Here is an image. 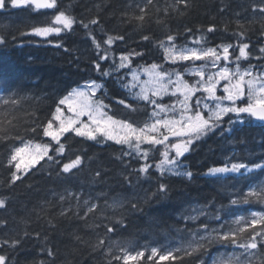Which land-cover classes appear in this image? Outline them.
Instances as JSON below:
<instances>
[{"label": "trees", "instance_id": "16d2710c", "mask_svg": "<svg viewBox=\"0 0 264 264\" xmlns=\"http://www.w3.org/2000/svg\"><path fill=\"white\" fill-rule=\"evenodd\" d=\"M55 3L53 9H36L34 5L0 9V36L6 41L0 44V80L15 90L14 99L18 100L15 105H0V114L7 113L0 115L5 121L6 135L49 143L50 138L43 136L42 128H37L35 133L30 129L46 124L57 101L88 80L103 82L106 94L98 92L97 98H103L109 105V114L121 119L131 116L138 124L148 119L150 104L141 102L142 111L131 114L117 103L128 97L127 90L117 82L118 76H125L126 69L105 78L95 72L93 61L97 60V54L91 36L100 42L107 36L123 37L115 40L111 52L117 57V63L121 53H143L132 58L135 68L155 63L165 72L185 73L189 67L204 62L167 61L158 42L167 41L169 35L175 37L174 43L178 45L247 43L250 56L240 64L264 67V59H258L261 55L257 54L264 48V12L259 10L264 7V0H186V6L180 0H56ZM60 11L76 21L71 30L52 33L46 38L29 34L33 27L50 26ZM141 15L143 21L138 19ZM92 20L98 23L91 24ZM82 24H88V29ZM209 26H214L215 31L207 32ZM239 33L244 36L239 37ZM145 36L149 39H142ZM201 37L205 39L200 40ZM231 50V60H234L239 49ZM110 65L111 61L102 64L104 68ZM186 78L192 79L188 75ZM158 101L171 105L177 97L167 95ZM126 102L133 103L131 99ZM229 118L235 117L226 116L224 128L228 127ZM65 137L61 140L65 144L62 156L50 150L52 161L45 158L15 183L10 182L15 168L8 165V158L11 148L20 142L0 140V199L6 201L0 207V221L4 222L0 225V240L20 241L15 248L0 247V255H6L9 264H122L113 259L120 255L119 247L129 252L144 250L145 257L136 264H152L147 260L150 249L158 248L164 254L181 247L189 239L186 229L204 223L209 229L219 227L220 223L227 228L236 217L250 222L252 213L264 212V202L254 198L247 203H230L233 199L242 200L251 187L264 184V171L257 169L239 179L234 178L235 174L219 179L205 175L209 168L224 163L264 162L262 122H246L242 127L236 126L231 135L221 136L217 131L196 141L191 151L181 158L193 173L191 180L160 177L154 168L147 176L139 174L137 179L138 174L132 170L139 168L142 161L134 156L118 159L128 151L126 146L103 138L91 141L74 133H66ZM76 155L83 159L79 170L70 176L60 173L62 164ZM152 155L155 159L149 163L160 158L158 153ZM125 177L131 180V185ZM161 183L168 186L165 193L157 191ZM113 198L129 200L140 210L133 211L130 204L116 211L106 208L105 201L111 204ZM85 200L98 204L99 210L85 217ZM201 207L207 217L202 216L195 223L183 219ZM65 210H68L66 214L61 215ZM216 215L222 217L220 222L215 220ZM121 217L123 225L105 238V225L113 223L109 218ZM256 227L259 229L261 225ZM101 238L105 239L104 245L96 247ZM116 241L119 245L112 243ZM219 245L213 243L202 253L185 257L183 264H201V261L211 264L214 254L220 252ZM109 248L111 254H108ZM230 248L238 249L227 247ZM47 249L54 255L49 256ZM262 253L264 249L257 256ZM153 259L157 264H175L159 261L158 257Z\"/></svg>", "mask_w": 264, "mask_h": 264}, {"label": "snow or ice", "instance_id": "6c2138e0", "mask_svg": "<svg viewBox=\"0 0 264 264\" xmlns=\"http://www.w3.org/2000/svg\"><path fill=\"white\" fill-rule=\"evenodd\" d=\"M180 2L185 3L186 6V0H180ZM33 5L36 9H53L56 7L55 0H0V9L9 6L16 8ZM259 10L264 12V7H260ZM141 11L143 12V9ZM138 19L143 21L144 16L141 15ZM75 22L73 17L66 15L64 11H60L53 20L55 26L33 27L29 34L46 38L52 33L59 34L63 30H71ZM90 23L97 24L98 21L92 20ZM82 26L85 29L89 27L88 24H82ZM214 31V26H209L207 29V32L210 33ZM89 35L91 36V33ZM237 35L241 38L244 36L243 33ZM91 39L97 54V60L93 61V68L101 78L110 77L122 69L127 70L124 77H117V82L121 83V86L127 90L128 97L126 99H131L133 103H127L126 99H120L117 103L131 114L142 111L139 107L141 102L152 105L153 109L148 119L142 124H138L131 119V116L128 119H118L109 115V105L104 103L103 98H97L98 92L106 94L103 82H98V80H88L83 85L73 88L57 101L52 118L46 124L37 125L36 128L30 129L31 132L35 133L37 128H42L43 136L50 137V142L47 144H36L34 141L24 140L21 136L6 135L5 121L0 119V140L15 139L20 142V146L11 148L8 158V165L16 170L11 173V183H15L21 178L17 173L28 172L41 160L46 158L48 161H52L53 156L49 155L50 150H53L56 156H62L65 153V144L61 142V138L65 137L66 133H74L78 137L91 141L103 138L106 141L110 140L126 146L128 151L123 152L118 159L123 156H134L142 161L139 168L132 170L138 174L137 179L139 174L147 176L150 170L154 168L160 177L176 176L191 180L193 173L187 170V166L181 158L191 151L192 145L196 141L217 131L220 132L221 136L225 133L231 135L236 126L242 127L246 122L259 121L264 123V71L256 72L252 65L243 70L240 67L241 60H247L250 56L247 43L222 44L209 48L203 46L199 48L181 47L177 50L174 44L175 37L172 35L167 36V41L173 42L171 47H164V41L158 42L159 46L164 48L165 59L171 60L172 63L177 61H191L193 64L196 61L206 62L200 68L193 67L190 70H185L198 78L189 84L183 79L180 72H165L161 70L160 65L155 63L144 67L142 70L134 69L132 58L142 56L143 53H121L117 63V57L111 52V45L117 39L123 40V37L107 36L103 42L97 41L95 36H91ZM142 39L148 40L149 37L145 36ZM204 39V37L200 38V40ZM5 42V38L0 36V44ZM58 46L62 47V45ZM236 48L239 49V55L234 60H230L231 53L229 50ZM259 51L261 56L258 59H264V48L259 49ZM109 61H111L110 67L104 68L102 64ZM209 61L213 68H217L221 61L226 63L223 67H218V71L215 73L206 75L205 67ZM229 63L235 64V70L229 67ZM141 74L145 75L147 79L141 80ZM173 76H175V80L172 79ZM126 77H130V79L125 83ZM221 81H225L223 85L224 95L218 96L216 94L217 86ZM137 88L139 91H135ZM169 93L171 96L177 97L175 103L165 105L158 101V97ZM197 93H200L203 101L198 97L194 103H191ZM15 96V90L0 80V105L17 104L18 100L14 99ZM62 106H66L67 115H65V108ZM229 114L235 118H229L228 127L224 128V118ZM0 115L6 116L7 113ZM82 117L87 119H82ZM7 123L10 124L11 121ZM26 153L28 154L27 160L24 156ZM153 153H158L160 158L154 163H149L150 159H155ZM55 162L60 163L59 160ZM82 164V157L76 155L75 158L62 164L60 173L70 176L74 171L79 170ZM257 169L264 171V162L251 166L245 163H224L222 166L209 168L205 175L219 179L235 174L234 178L239 179ZM96 175L99 176L100 173L97 172ZM125 180L131 185V180L128 177H125ZM167 187L166 184L161 183L157 191L165 193ZM253 198L264 202V184L251 187L243 195L242 200L233 199L230 203L233 205L240 202L247 203ZM63 199L64 197L61 196V200ZM5 203L4 199H0V207L5 206ZM126 204H130L133 211L140 210L137 204H131L129 200L124 198H113L111 204L105 201V207L113 211L123 209ZM84 205L87 206L85 217L94 214L100 208L98 204L90 203L89 200H85ZM66 211L68 210L62 211L60 214L65 215ZM192 211L194 214L183 216L185 221L195 223L202 216L207 217L208 215L203 207ZM83 218L81 217V219ZM109 219H112L113 223L105 225V238L108 233H114L116 227L123 225L124 222L123 217ZM215 220L220 222L222 217L216 215ZM3 223L0 221V225ZM258 224L261 225L259 229L256 227ZM91 226L95 227V225ZM186 231L189 239L184 241L181 247L170 249L164 254H160V250L153 247L150 249L147 260L152 261V264H157L153 258L158 256L159 261L183 264L185 257L202 253L215 243L239 248L242 251L225 252L218 256L213 264H264V253L257 256V252L264 249V212L252 213L250 222L244 217H236L227 228L224 223H220L219 227L209 229L208 224L204 223L197 228L186 229ZM201 232L204 235H200ZM36 236L38 237L39 234L37 233ZM246 236L247 238H245ZM76 239H80V237H76ZM104 242V238L98 239L96 247H102ZM19 243L18 240H0V247L6 245L15 248ZM112 243L119 245V241ZM111 251L109 248L108 254H111ZM119 252L120 255L114 256L113 259L122 261V264H129V261H136L145 257L144 251L132 255L124 247H119ZM47 254L49 256L54 255L51 249H47ZM0 264H9L6 255H0Z\"/></svg>", "mask_w": 264, "mask_h": 264}, {"label": "rangeland", "instance_id": "374dc122", "mask_svg": "<svg viewBox=\"0 0 264 264\" xmlns=\"http://www.w3.org/2000/svg\"><path fill=\"white\" fill-rule=\"evenodd\" d=\"M50 26H55V25H53V23L50 25ZM171 45L172 44H170V43H164V47H171ZM181 47H188V48H192V47H197V48H199V47H201V46H198V45H190V46H188V45H181V46H176V49L177 50H179ZM204 48H209V47H205V46H203ZM163 50H164V48H163ZM169 61H171V60H169ZM118 62H119V59H118ZM150 66V65H149ZM224 66V64L222 65H219L218 67H223ZM201 66H196V68H200ZM218 67L217 68H213L212 67V69L211 70H206V67H205V72H206V75L207 74H210V73H215L216 71H218ZM230 67V66H229ZM143 68H141L140 70H142ZM190 69H192V68H189V70ZM233 70H235V67L234 68H232ZM241 69H242V67H241ZM243 70V69H242ZM262 71H264V70H262ZM190 75H191V73L190 72H188ZM183 75V74H182ZM130 79V78H129ZM145 79H147V77L145 76V75H143V74H141V80H145ZM172 79L173 80H175V76H173L172 77ZM183 79L185 80V81H187L186 79H185V77H184V75H183ZM195 80V79H194ZM193 80V81H194ZM99 82V81H98ZM127 82V81H126ZM125 82V83H126ZM188 82V81H187ZM223 81H221L220 82V84L217 86V92H216V94L218 95V96H221V95H224V93L223 94H218V89L220 88V89H222L223 90V83H222ZM189 83V82H188ZM84 84V83H83ZM83 84H81V85H83ZM190 84V83H189ZM80 86V85H79ZM76 87H78V86H76ZM75 87V88H76ZM135 91H139V89L137 88V89H135ZM163 96H165V95H163ZM194 98V97H193ZM199 98H201V100L203 101V99H202V97H199ZM191 103H193L192 101H191ZM62 107H64L65 108V115H67L68 113H67V111H66V106H62ZM152 109H153V106L151 105V111H152ZM151 111H150V113H151ZM205 111H207V110H205ZM117 118V117H116ZM82 119H87L86 117H82ZM118 119H120V118H118ZM63 138V137H62ZM61 138V139H62ZM36 144H41V145H43L44 143H40V142H35ZM20 146V145H19ZM16 147H18V146H16ZM50 152V151H49ZM24 156H25V159L27 160L28 159V154L26 153V154H24ZM237 163H244V162H237ZM245 164H247V163H245ZM37 165V164H36ZM35 165V166H36ZM249 165V164H248ZM249 166H251V165H249ZM218 167V166H217ZM33 168V167H32ZM31 168V169H32ZM30 169V170H31ZM29 170V171H30ZM16 171V170H15ZM28 171V172H29ZM27 173V172H26ZM26 173H23V172H21V173H17V175H20L21 177L23 176V175H25ZM255 213H258V212H255ZM201 234L202 235H204V233L203 232H201ZM218 250L220 251V252H217L216 254H214V258L212 259V262H211V264H213V261L218 257V256H221L222 254H224L225 252H233V251H236V252H240V251H242V249H233V248H230L229 250L227 249V247H223L222 245H219L218 246ZM142 251H144V250H142ZM145 252V251H144ZM146 253V252H145ZM132 255H135V253H131ZM160 254H162V251L160 250ZM158 257V256H157ZM139 260V259H138ZM138 260H136V261H129V264H135Z\"/></svg>", "mask_w": 264, "mask_h": 264}]
</instances>
